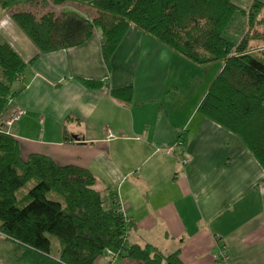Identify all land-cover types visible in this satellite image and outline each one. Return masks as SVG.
Segmentation results:
<instances>
[{
    "label": "crops",
    "instance_id": "obj_1",
    "mask_svg": "<svg viewBox=\"0 0 264 264\" xmlns=\"http://www.w3.org/2000/svg\"><path fill=\"white\" fill-rule=\"evenodd\" d=\"M34 8L87 15L77 3ZM0 15V35L30 62L5 117L25 111L8 126L23 158L40 153L88 168L109 204L122 201L129 241L179 249L185 264H264V168L240 136L199 111L221 62L198 64L135 26L110 65L100 29L84 44L41 53L10 14ZM127 86L131 101L111 95Z\"/></svg>",
    "mask_w": 264,
    "mask_h": 264
},
{
    "label": "trees",
    "instance_id": "obj_2",
    "mask_svg": "<svg viewBox=\"0 0 264 264\" xmlns=\"http://www.w3.org/2000/svg\"><path fill=\"white\" fill-rule=\"evenodd\" d=\"M48 1L0 0L1 14H10L41 53L84 44L100 29L101 50L110 65L135 26L198 64L221 62L199 111L240 136L264 168V56L251 55L253 32L234 42L225 36L236 15L248 14L255 29L264 1L253 0L247 9L235 0H50L53 5L77 3L87 15L49 9L39 16L34 7ZM29 63L0 35V233L23 248L27 264H98L107 257V264L124 259L185 264L179 249L164 253L154 244L129 241L132 224L115 198L110 204L103 198L88 168L59 165L40 153L21 156L5 117L18 92L14 83ZM80 80L89 88L107 86L103 80ZM110 92L124 102L134 97L133 86ZM179 139L184 146L187 133ZM51 192L59 199L50 198ZM53 237L59 242L57 253H52Z\"/></svg>",
    "mask_w": 264,
    "mask_h": 264
},
{
    "label": "rangeland",
    "instance_id": "obj_3",
    "mask_svg": "<svg viewBox=\"0 0 264 264\" xmlns=\"http://www.w3.org/2000/svg\"><path fill=\"white\" fill-rule=\"evenodd\" d=\"M242 6H245L247 9L254 2L253 0H235ZM264 1V0H262ZM259 21L256 23V27L254 29L253 25L249 24L248 14L242 16L236 15L233 18V21L230 23L229 28L225 32V36L229 37L233 42L239 41L243 34L249 30L253 32V35H257L255 39L249 42V46L252 49L251 55L255 57H263L264 56V6L260 9ZM17 111V110H16ZM33 181L31 184H34ZM50 198L59 199V197L51 192L49 194ZM58 240L53 237L52 240V253H57L59 244ZM23 248L16 245V243L11 240L9 237L7 238L2 233H0V264H27L22 257ZM110 258V257H109ZM109 258H102L98 261V264H107ZM120 264H133L131 261L124 259Z\"/></svg>",
    "mask_w": 264,
    "mask_h": 264
},
{
    "label": "built area",
    "instance_id": "obj_4",
    "mask_svg": "<svg viewBox=\"0 0 264 264\" xmlns=\"http://www.w3.org/2000/svg\"><path fill=\"white\" fill-rule=\"evenodd\" d=\"M24 114H25V111L24 110H17V111H15L14 114H12V116L7 119L6 124L9 125V126H12L13 125V122L16 119H19ZM115 136H116V134H114L112 132L109 134V138H115ZM182 146L183 145H182L181 141H179V142H177L175 144L174 149H179L180 150L182 148ZM181 157H183V158H181V161H183L184 163H188L189 162V157H187V156H181ZM115 199H116V201H118V202H116L117 208L119 209V211H121V212L124 213L125 208H124V206L122 204V201L120 200L119 197H116V196H115Z\"/></svg>",
    "mask_w": 264,
    "mask_h": 264
}]
</instances>
